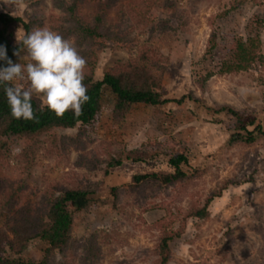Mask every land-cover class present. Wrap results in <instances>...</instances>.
<instances>
[{
	"label": "rangeland",
	"instance_id": "obj_1",
	"mask_svg": "<svg viewBox=\"0 0 264 264\" xmlns=\"http://www.w3.org/2000/svg\"><path fill=\"white\" fill-rule=\"evenodd\" d=\"M137 3L134 10L126 5L123 19L131 46L108 41L99 48L96 79L101 80L115 63L135 57L139 48L146 46L168 64L163 76L167 89L164 98L184 97L183 102L138 104L117 123L113 119L116 96L104 85L101 115L89 131L84 150H73L59 161L40 148L30 162L18 157L21 144L8 139L4 150L9 157V173L12 178L20 176L31 187L26 199L32 201L39 199L51 182L68 185L72 174L97 182L91 203L76 215L72 230L75 242L80 244L92 233L101 231L109 237L100 240L102 257L97 264H157L159 232L153 224L165 214L161 204L177 197L183 186L151 192L141 203L124 193L115 201L112 188L129 185L137 173L172 172L166 161L162 157L144 163L125 160L107 175L102 171L103 165L90 170L76 162L80 155L97 153L106 161L109 152L117 154L149 148L153 142H174L177 148L191 154L189 164L183 166L190 178L184 186L186 195L181 207H188L191 198L202 200L225 181L231 184L222 197L212 202L206 219L188 220L183 235L171 244L168 264H264V138L250 144L230 145L226 124L231 118L224 112L216 114L207 110L227 104L254 114L256 123L264 129V66L255 63L246 71L218 73L227 48L237 39L259 37L264 56V0H150V4L139 0ZM0 12H9L26 21L37 12L42 21L37 28L46 27L55 32L51 26L53 16L62 14L52 5V0H43L36 6L28 0H12L8 5L0 0ZM109 16L115 17L116 13L112 11ZM212 33L216 37L215 47L205 57ZM23 35L22 25L12 24L11 42L16 43ZM208 72L212 75L201 88L199 80ZM76 130L56 132L73 135ZM4 217L3 208L0 225ZM171 227L177 229L179 219ZM44 248V242L35 239L28 243L22 256L38 261ZM72 255V252L68 254L69 264H81ZM55 264H67V261L57 253Z\"/></svg>",
	"mask_w": 264,
	"mask_h": 264
},
{
	"label": "trees",
	"instance_id": "obj_2",
	"mask_svg": "<svg viewBox=\"0 0 264 264\" xmlns=\"http://www.w3.org/2000/svg\"><path fill=\"white\" fill-rule=\"evenodd\" d=\"M33 5H40L43 0H28ZM139 0H52V5L62 14L53 16L51 26L66 39H71L80 54L87 61V75L84 83L88 86L90 100L83 106V113L75 116L71 111L63 117L47 110H40L41 97L33 98L35 119H16L12 116L10 107L3 90L0 87V210L4 208L5 217L0 225V264H55L57 253L68 262V254L77 256L81 264H97L102 257L100 240H106L109 235L104 232H94L85 241L78 244L72 237L77 214L82 213L91 203L92 195L98 185L86 177L78 178L71 175L68 185L59 181L51 182L37 200H28L27 192L31 187L20 177H11L9 173V157L6 151L7 140L19 142L22 151L18 157L33 161L35 152L42 148L47 156H54L62 161L71 151H82L86 147L89 131L97 123L101 111L102 88L108 86L115 94L113 119L122 122L132 108L138 104L152 106L174 102L181 104L183 98L170 100L164 98L167 89L163 84V76L167 63L165 58L153 49L142 46L135 57L125 62H117L110 67L101 80L96 79L97 51L108 41L124 44L127 47V25H123L125 7L134 10ZM150 0H147V3ZM114 11L115 17H110ZM114 18V19H113ZM41 14L34 12L29 19L23 20L9 12H0V45H5L7 54L14 63L26 64L31 62L27 50L19 41L41 24ZM113 22L114 24H111ZM20 23L24 35L16 43H12L10 28L12 24ZM215 34L208 40L205 57L210 55L215 47ZM20 49V55L13 52ZM259 37L237 39L226 50L225 59L218 68L219 74L238 73L248 70L257 63L264 66V56L261 54ZM0 64L5 62L0 61ZM201 77V88L208 77ZM16 84L28 86L27 81H15ZM190 97V96H189ZM192 99H195L191 95ZM198 101L196 98L195 101ZM208 111L216 114L226 113L231 121L226 124L229 133L228 143H253L264 138V129L256 123V116L233 106L222 104L208 107ZM250 127L252 129H250ZM77 128L73 135H61L59 129ZM110 153V154H109ZM108 153L106 161L94 153L90 156L80 155L77 165L90 170L100 169L107 175L111 168L120 166L125 160L134 163H144L154 158L162 157L172 172L137 173L129 185L112 188L116 200L124 193L133 197L134 202L141 203L145 198L159 190L167 188L179 189L177 197L169 202H163L161 207L165 214L154 222L153 227L159 232L156 245L157 264H168L172 255V243L185 232L188 220L195 218L206 219L210 214L212 202L223 196L231 182L225 181L216 186L202 199L191 198L188 207H181L186 182L190 175L183 169L189 164L191 154L176 147V143L153 142L149 148L123 150L120 153ZM115 207L116 203H114ZM179 219V227L173 229L172 223ZM40 239L45 248L38 261L25 259L22 254L29 242Z\"/></svg>",
	"mask_w": 264,
	"mask_h": 264
},
{
	"label": "clouds",
	"instance_id": "obj_3",
	"mask_svg": "<svg viewBox=\"0 0 264 264\" xmlns=\"http://www.w3.org/2000/svg\"><path fill=\"white\" fill-rule=\"evenodd\" d=\"M9 4L12 0H2ZM22 43L30 58L29 63H14L5 45H0V87H3L11 114L16 119L33 120V98L41 97L40 110L45 108L58 117L71 111L75 116L83 113L90 100L87 61L76 46L61 34L49 28H37L26 34ZM13 55H20L16 49ZM27 81L28 86L15 81Z\"/></svg>",
	"mask_w": 264,
	"mask_h": 264
}]
</instances>
